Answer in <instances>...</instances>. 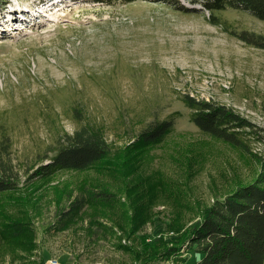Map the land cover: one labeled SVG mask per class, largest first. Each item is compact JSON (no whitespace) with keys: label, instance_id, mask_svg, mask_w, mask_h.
<instances>
[{"label":"rangeland","instance_id":"obj_1","mask_svg":"<svg viewBox=\"0 0 264 264\" xmlns=\"http://www.w3.org/2000/svg\"><path fill=\"white\" fill-rule=\"evenodd\" d=\"M43 1L0 0V110L48 94L60 112L61 98L74 95L85 114L103 124L113 154L126 157L0 193V264H179L162 256L165 249L212 199L248 182L258 169L254 155L264 153L256 139L245 153L200 133L179 98L224 105L264 132V50L210 25L191 0ZM32 13L39 17L27 22ZM219 14L264 35V22L248 13ZM31 110L12 130L21 180L34 171H27L30 152L44 136ZM175 112L165 140L135 145L139 130ZM61 123L68 132L74 127ZM99 188L116 200L89 201L65 228L56 226L69 200ZM137 217L142 221L132 224ZM185 256L184 264L199 258L190 251Z\"/></svg>","mask_w":264,"mask_h":264},{"label":"trees","instance_id":"obj_2","mask_svg":"<svg viewBox=\"0 0 264 264\" xmlns=\"http://www.w3.org/2000/svg\"><path fill=\"white\" fill-rule=\"evenodd\" d=\"M93 3L111 5L129 4L137 0H91ZM151 1V0H141ZM168 2L169 0H162ZM206 13L207 22L248 46L264 50V35L239 29L220 17L225 10L245 12L264 22V0H191ZM179 9L190 12L189 8ZM65 90L66 88H62ZM54 96L37 95L24 99L19 107L0 110V193L17 190L21 184L50 179L61 172H85L107 159L115 160L111 144L105 138V128L97 119L85 114V108L75 98H61V111L53 105ZM190 110L189 121L200 133L232 148L248 152L249 141L264 143V132L233 109L224 105L198 100L189 95L179 98ZM34 107L36 119H40L44 136L31 150L34 169L21 180L19 170L12 160V130L19 121H27ZM179 114L172 113L161 120L148 123L133 138L135 145L146 148L165 140L174 130V120ZM73 124L67 131L62 120ZM257 171L248 182L237 183L222 196L212 199L211 204L199 214L195 222L179 242L166 248L163 257L176 263L187 261L188 251L199 256L192 264H264V153L254 155ZM119 157V161L123 162ZM16 162L23 163L16 159ZM117 165H120L118 163ZM123 168V166H122ZM123 170V169H122ZM123 178V177H122ZM81 191H87L82 187ZM90 197L78 193L56 217V226L66 227L67 221L82 211L89 201L114 202L116 194L105 189L93 190ZM88 192V191H87ZM141 203V202H140ZM139 203V204H140ZM142 217V216H141ZM142 219H133L138 225Z\"/></svg>","mask_w":264,"mask_h":264},{"label":"bare ground","instance_id":"obj_3","mask_svg":"<svg viewBox=\"0 0 264 264\" xmlns=\"http://www.w3.org/2000/svg\"><path fill=\"white\" fill-rule=\"evenodd\" d=\"M43 2H44V1H43ZM42 5H43V3H42ZM9 12H10V11H9ZM12 13H14V11H11L9 15H11ZM6 14H7V13H6ZM2 15H3V14L1 13L0 16L2 17ZM19 16H20V15H18V17H19ZM11 19H12V18H11ZM14 21H16V20H12L13 23H14Z\"/></svg>","mask_w":264,"mask_h":264},{"label":"built area","instance_id":"obj_4","mask_svg":"<svg viewBox=\"0 0 264 264\" xmlns=\"http://www.w3.org/2000/svg\"><path fill=\"white\" fill-rule=\"evenodd\" d=\"M47 264H56V260H49Z\"/></svg>","mask_w":264,"mask_h":264}]
</instances>
